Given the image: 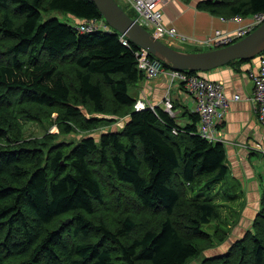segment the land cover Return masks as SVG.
I'll return each mask as SVG.
<instances>
[{"label":"trees","instance_id":"obj_1","mask_svg":"<svg viewBox=\"0 0 264 264\" xmlns=\"http://www.w3.org/2000/svg\"><path fill=\"white\" fill-rule=\"evenodd\" d=\"M199 8L249 17L264 0ZM55 11L74 23L43 18ZM102 18L92 0H0V264H187L228 237L211 190L229 172L224 143L198 134L194 112L181 124L159 106L135 110L141 48L114 29L76 26ZM53 114L58 133L23 138L21 117ZM120 117L124 126L111 127ZM76 130L79 141H59ZM111 192L113 225L98 215ZM214 253L200 264H264V193L253 231Z\"/></svg>","mask_w":264,"mask_h":264},{"label":"crops","instance_id":"obj_2","mask_svg":"<svg viewBox=\"0 0 264 264\" xmlns=\"http://www.w3.org/2000/svg\"><path fill=\"white\" fill-rule=\"evenodd\" d=\"M202 1L164 0L165 23L176 26L181 34L200 42L216 30L234 31L246 19L244 17V20L237 21L223 13H212L208 9L199 8ZM178 44L174 47L182 50L211 49L210 46L194 43L191 40ZM257 70L258 57L202 73L210 80L222 82L228 96L240 95V99L231 102L222 125L229 172L211 188L213 193L218 194L216 198L222 205L221 212L228 219L229 230L233 231L236 240L253 231L255 219L262 207L264 193V126L259 122L255 109L254 83L250 76L251 72ZM171 80V76L167 73L155 79L145 77L134 85L140 89V93H137L139 96L130 95L134 98L144 96L150 103L162 108H164V100L170 98L176 107L178 122L192 123L193 108L190 107V99L182 92V84L171 83ZM239 235L241 236L238 237ZM234 237L229 234L225 243Z\"/></svg>","mask_w":264,"mask_h":264},{"label":"built area","instance_id":"obj_3","mask_svg":"<svg viewBox=\"0 0 264 264\" xmlns=\"http://www.w3.org/2000/svg\"><path fill=\"white\" fill-rule=\"evenodd\" d=\"M124 5L135 13L134 19L157 37L166 43L177 46L180 42L205 44L210 47H220L236 42L255 30L264 22V12L246 17L243 24L232 32L216 30L204 41L191 39L181 34L176 26L168 25L164 21V0H120ZM234 20L240 21L244 18L240 15L233 16ZM81 32H94L96 30H111V26L102 18L100 20L84 19L76 25ZM126 44L128 39L121 35ZM190 39V40H189ZM138 69L141 70L148 79H155L167 73L171 76V83L176 80L183 84L182 92L190 99L193 112L199 116L198 134L210 142H223L222 125L229 112L231 102L240 99V95L233 97L227 95L224 84L220 81L210 80L201 74H188L185 71L170 69L166 70L162 60L150 54L146 49L137 51ZM258 57V70L251 72L250 76L254 83L253 101L259 122L264 126V52ZM155 105L150 103L144 96L138 98L134 104L135 110L146 108L155 109ZM164 108L171 116L177 117L174 104L170 98L164 100ZM178 133L177 130H174Z\"/></svg>","mask_w":264,"mask_h":264},{"label":"water","instance_id":"obj_4","mask_svg":"<svg viewBox=\"0 0 264 264\" xmlns=\"http://www.w3.org/2000/svg\"><path fill=\"white\" fill-rule=\"evenodd\" d=\"M112 29L159 58L172 69L210 71L237 60L253 59L264 52V22L244 38L229 45L202 51H188L166 43L138 23L117 0H92ZM67 219L65 223H68Z\"/></svg>","mask_w":264,"mask_h":264},{"label":"rangeland","instance_id":"obj_5","mask_svg":"<svg viewBox=\"0 0 264 264\" xmlns=\"http://www.w3.org/2000/svg\"><path fill=\"white\" fill-rule=\"evenodd\" d=\"M118 1L124 6V4L120 0H118ZM131 13L133 15H135L134 12L131 11ZM49 16H58L62 21L69 22V23H74V20L68 14H64L62 12H56V11L55 12H50V13L45 14L43 16V18L46 19ZM183 45L184 44H182V46ZM183 47H185V45ZM220 47H222V46H220ZM213 48H216V47H211V49H213ZM204 49L205 50H209V48L208 49L204 48ZM255 58H257V56ZM202 73L203 72H201V71H197L193 75H196V74H201L202 75ZM175 82H178V81L176 80ZM182 87H183V84H182ZM129 92L133 96H139L138 94L140 93V89L138 88L137 85L136 86L133 85V86L130 87ZM190 107L192 108V105H190ZM84 112L86 114H88L86 112V110H84ZM97 116H103V115H97ZM109 117H111V116H109ZM126 119H127L126 117L118 118L114 123H112L111 127L116 128L118 126L119 127L124 126V123H125ZM55 120H57V114H53V118L52 119H49V120L45 119L44 122L29 121V120H26V119L21 117L20 118V124L22 126L23 138L24 139H40L41 140L48 134L58 133L59 129L57 127V123H56ZM96 135H99V134L96 133ZM82 136H84V134H82L81 132L76 130V132H74L72 134H58V139H59V141H65V142H77V141H79L82 138ZM117 195L118 194H115L114 192L108 193V196H109V201H108L109 209H107L106 211H103V213L100 212V214H98L99 216H101L102 219H105L106 222L110 223V225H113L114 221L116 220V216H118V214L115 212V209H114V206H113V204H115L116 200H119V197ZM215 195L213 196V198L215 197ZM235 216H237V215H235ZM111 218H112L113 221H111ZM114 224H116V223H114ZM217 224H218V222L214 221L209 226V230L213 231L214 229H216L217 226H218ZM228 232H229V233H227L228 235L232 234L233 237H234L233 231L229 230ZM240 236L241 235H239L238 237H240ZM236 239H237V237H234V238H232V240H229L228 243L223 242V243L219 244L214 249L205 250V252H203L198 258L191 260L187 264H200L201 260L203 259V257L205 255H210L209 253H211V252H213L212 254H215L214 251H216V253H219L221 251L226 252V250H228L230 248V246L232 245V243H233L232 241L235 242Z\"/></svg>","mask_w":264,"mask_h":264},{"label":"bare ground","instance_id":"obj_6","mask_svg":"<svg viewBox=\"0 0 264 264\" xmlns=\"http://www.w3.org/2000/svg\"><path fill=\"white\" fill-rule=\"evenodd\" d=\"M56 121V120H55ZM27 128V127H26ZM140 228V227H139Z\"/></svg>","mask_w":264,"mask_h":264}]
</instances>
